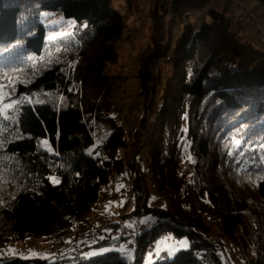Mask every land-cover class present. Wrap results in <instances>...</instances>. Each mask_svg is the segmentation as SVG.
Returning <instances> with one entry per match:
<instances>
[{
    "label": "trees",
    "instance_id": "obj_1",
    "mask_svg": "<svg viewBox=\"0 0 264 264\" xmlns=\"http://www.w3.org/2000/svg\"><path fill=\"white\" fill-rule=\"evenodd\" d=\"M113 1L0 0V247L28 235L57 244L82 239L72 231L73 220L84 217L102 185L118 181L119 192L104 187L103 194L125 193L130 213L152 212L159 219L134 235L130 260L115 250L82 254L111 244L99 235L73 254L2 253L0 264H227L223 252L230 264H264V42L257 46L240 33L257 29L236 25L214 7L199 26L192 17L187 25L180 22L183 31L163 62L169 67L162 95L154 100L152 69L166 48L162 13L185 19L206 1L159 4L151 12L157 25L152 43L132 74L141 85L135 95L141 115L126 134L111 112L126 80L112 68L127 40ZM125 1L129 8L138 5ZM45 11L76 24L47 40ZM44 139L51 152L43 149ZM141 153L148 161L142 167ZM166 233L187 235V245L145 261L150 245Z\"/></svg>",
    "mask_w": 264,
    "mask_h": 264
},
{
    "label": "rangeland",
    "instance_id": "obj_2",
    "mask_svg": "<svg viewBox=\"0 0 264 264\" xmlns=\"http://www.w3.org/2000/svg\"><path fill=\"white\" fill-rule=\"evenodd\" d=\"M241 1L243 4H245V6H247L249 10L255 13L254 10L252 9V6L250 5V2L253 0H241ZM139 2L144 3L142 6H140V11H138L137 5H135L136 7L129 8L125 0L113 1L114 8L117 11H119L120 14L123 15L128 9L126 16L127 17L135 16L137 19L136 22L137 26L135 25L128 26L129 25L128 23L125 24L124 33H126L127 30V34H126L127 40L122 42L121 50H120V58L118 62L115 64V67L113 66L114 69L112 68L113 71L117 70L119 72H123V74H125L126 77L125 84L123 85V88L120 90L124 93L125 97H123L122 99L120 98L118 101L122 102L127 117L131 122V125L129 123V128L132 130L135 129V127L137 126V123L141 115L140 109H131L130 103L132 101V98L138 93L139 89L141 88L139 79L137 77H134L132 74L136 69L137 64L140 63L139 54L144 50L146 45L152 43L151 34L157 30V25L155 23V20L151 18V12H153V10L156 9L158 5H155V8H151L152 5L150 0H138V3ZM159 2L161 3V1ZM257 2H259L260 8L264 9L260 1L257 0ZM219 3H220L219 0H207L205 7L203 9L199 8L203 13V17L200 20H192V22L196 26H199L202 22L207 21L208 20V16L206 14L207 9L210 7L220 9ZM162 5L164 4L162 3ZM161 16L163 17V29L161 31L163 33L162 34L164 40L163 42L166 43V48H165L164 56L162 58L160 57V59L155 64L158 70L154 68L152 69L154 80H157L156 83L161 82V79L164 81V78L167 76L169 64L165 65L163 62L169 60V56L167 53L168 51H170L172 55L174 51L175 41L180 36L181 31H183V25H180L179 23L185 21L182 19V17H177L174 20L171 19L169 20L170 16L166 15L164 18V13H162ZM41 20L44 23L45 28L47 30V34H46L47 40L55 39L57 37L70 33L76 24V22L73 19L65 18L60 13L47 12V11L42 12ZM133 21L134 19L130 20V23H132ZM260 24L264 31V17L260 19ZM131 29H135L136 32L135 33L131 32ZM242 34L248 37L253 44L257 46L261 45L260 38L257 37L258 33L253 36L251 35V31L248 30L247 32L243 31ZM157 77H159V79ZM2 95H3V90H0V96ZM161 95H162V89H158L157 91L154 92L155 97L153 99L155 100L156 98L158 100L161 98ZM4 110H5V106L3 105L1 107L2 113L4 112ZM98 142L99 140L96 139V141L92 142V144H90L85 148V151L87 153H91L92 150L98 144ZM41 144L43 149L49 152L52 151V148L49 146L47 140L45 139L42 140ZM145 150L146 147L144 145L143 151ZM127 156L128 159H131L130 155H125V157ZM145 158L146 157L143 153H141L140 156H137V162L140 167L147 165L148 161ZM111 177H113V180L114 178H116L113 175ZM127 180L130 181L131 179L128 178L124 180L123 181L124 185L127 183ZM109 182H111V179L109 180ZM120 183L121 182L118 181L114 185H112L111 183H109L110 185L105 184L106 186L102 185L100 187L98 199L96 200V202H94V204H92V206L90 207L88 212L84 215V217H82L81 219L73 220L72 231L83 233L82 238H88L85 235H88L91 232L97 234H101L102 232H110L109 234L112 237H118L121 231H124L125 228H129V225L133 227L135 221L136 222L138 221V223H142L141 221H143V223L145 222L148 225H151L152 223L156 222L159 219V216L152 212H142L135 214L130 213L133 207L131 203L132 199H130V197L127 198L125 193H121V195L118 194L112 195V194H108L109 191L107 190V193L105 195L103 194V192L105 191L104 187L119 192L121 190ZM149 189L153 191L151 182H149ZM234 189H238L237 186H234ZM151 196L152 195L148 194V201L150 200ZM127 201L128 204L125 205V202ZM121 214H125V215L122 216ZM114 223H118L119 225L118 230L116 229L113 230V228H115ZM71 239L74 240L75 237ZM130 239L131 237L129 236H125L121 238L119 246L115 244H107V243L100 245H93L83 249L82 254H98L107 250H115L119 252V258L130 260L133 258L134 252L131 250L129 251L123 250L124 248L127 247V246L124 247L123 245H125V243L127 242H130ZM187 243H188L187 235L174 237L170 233H166V235L156 239L153 253H147L145 256V261L148 262L152 261L157 255L160 254L161 251H165V253L168 256H170L177 249L185 247ZM221 243L226 250L229 249V244L227 240L223 239V241L221 240ZM56 246H57V241L45 240L41 237L28 235L21 239L9 241L8 243L5 244V246L0 247V255L2 253H5L6 255L15 256V257L44 258V257H49L52 254V252H54ZM118 249H120V251ZM248 253H249V249H248Z\"/></svg>",
    "mask_w": 264,
    "mask_h": 264
},
{
    "label": "built area",
    "instance_id": "obj_3",
    "mask_svg": "<svg viewBox=\"0 0 264 264\" xmlns=\"http://www.w3.org/2000/svg\"><path fill=\"white\" fill-rule=\"evenodd\" d=\"M159 1H161V3ZM159 1L158 0H150L151 5H152L151 8H155V5H159L162 3L165 4L166 8H168L169 5L174 0H159ZM205 1L207 2V0H205ZM219 2H220L219 3V5H220L219 10L223 11L227 17L231 18L236 25H248V26H251V27H254L255 29H257V33H258V37L260 38V41L264 42V34L262 33L263 31L259 27V24L257 21L258 16L255 13H253V11L249 10L247 8V6H245V4L242 3L241 0H219ZM191 17L193 19H201L203 17V13L201 12V10L199 8H196L194 10H189L188 12L185 13V16H184L185 19H183L185 21L183 22V24L187 25L189 23ZM131 32L135 33L136 31H135V29H131ZM167 53H168V56L171 54L170 51H168ZM154 69H157L156 65H155ZM123 97H124V93L122 91H120V98L122 99ZM113 107H114L113 110H114V113H115L117 120L120 122L121 127L127 132L126 114L123 110L122 102L121 101L115 102ZM126 179H128V178H126ZM113 181H114L113 177H111V182H113ZM130 184H131L130 181L127 180L126 185L129 186ZM127 193L131 194V188L130 187H128ZM208 221H210V219H208ZM146 228L147 227L145 226V224H138V222L135 221L133 227L125 228L124 231L120 232V235L118 237L110 238L107 235V233H105V232H102L101 234L91 232L87 236L88 238H83V239L77 240V241L67 240V241H63L62 243H58L54 249V252L55 253H61L63 251H70L72 254L76 253L77 251H79L82 247L86 246L87 244L92 243V242H97L99 235L102 238H105L108 243L117 244L118 246L120 245V241L118 239L123 235H127V236L131 237V239H130V242H127V243H125V245H123L124 247L127 246L123 250H131L134 247V242H135L134 235H136L138 232H140ZM216 240L220 242V237H217ZM153 249H154V245H151L148 250H149V252H152ZM235 262H236V264H239L236 260H235Z\"/></svg>",
    "mask_w": 264,
    "mask_h": 264
},
{
    "label": "bare ground",
    "instance_id": "obj_4",
    "mask_svg": "<svg viewBox=\"0 0 264 264\" xmlns=\"http://www.w3.org/2000/svg\"><path fill=\"white\" fill-rule=\"evenodd\" d=\"M260 16L258 17V24H259V27L260 28H262V26H261V24H260ZM262 31H263V29H262ZM263 34H264V31L262 32ZM172 55L170 54L169 55V58L171 57ZM163 66H165V65H163ZM163 72H164V70H163ZM162 75V74H161ZM163 76V75H162ZM160 77V76H159ZM159 77H157L158 79H159ZM164 80H165V78H164ZM156 86H157V89H162V86H163V80L161 79V82H159V83H157L156 84ZM131 109H139V101L137 100V98L134 96L133 98H132V101H131ZM123 106V105H122ZM123 110H124V108H123ZM114 115H115V113H114V111H111ZM124 112H125V110H124ZM125 114H126V112H125ZM152 119V118H151ZM118 123H119V127H120V129H122L126 134H128L129 132H130V128H129V123H130V125H131V122L129 121V119H128V117H127V114H126V127H127V132L121 127V124H120V122L118 121ZM138 124V123H137ZM142 224H145V226L146 227H149L150 225H148L147 223H142ZM115 228H113V229H116V230H118L119 229V225H118V223H117V225H115L114 226ZM105 233H109V232H105ZM65 241V240H64ZM134 245H135V242H134ZM154 245V244H153ZM151 246V245H150ZM221 246L222 245H219V248H221ZM120 250V249H119Z\"/></svg>",
    "mask_w": 264,
    "mask_h": 264
},
{
    "label": "crops",
    "instance_id": "obj_5",
    "mask_svg": "<svg viewBox=\"0 0 264 264\" xmlns=\"http://www.w3.org/2000/svg\"><path fill=\"white\" fill-rule=\"evenodd\" d=\"M144 3L143 2H139L138 3V5H137V9H138V11H140V6H142ZM250 5L252 6V9L254 10V12L258 15V16H260V18H262V17H264V9H261L260 8V4H259V2H257V0H253V1H251L250 2ZM139 7V8H138ZM127 12H128V9L126 10V12L122 15V17L123 16H125V17H123V20H124V22H125V24H129L128 26H133V25H135V26H137L136 25V22H137V19H136V17L135 16H131V17H127L126 15H127ZM132 19H134V21L132 22V23H130V20H132ZM244 29V27L243 28H241V30H240V33H242V30ZM250 31H251V35H256V32H255V30L254 29H250ZM126 34H127V30H126Z\"/></svg>",
    "mask_w": 264,
    "mask_h": 264
},
{
    "label": "water",
    "instance_id": "obj_6",
    "mask_svg": "<svg viewBox=\"0 0 264 264\" xmlns=\"http://www.w3.org/2000/svg\"><path fill=\"white\" fill-rule=\"evenodd\" d=\"M259 1L262 4V6L264 7V0H259ZM225 261H226L227 264H230V261H229V259L226 256H225Z\"/></svg>",
    "mask_w": 264,
    "mask_h": 264
},
{
    "label": "snow or ice",
    "instance_id": "obj_7",
    "mask_svg": "<svg viewBox=\"0 0 264 264\" xmlns=\"http://www.w3.org/2000/svg\"><path fill=\"white\" fill-rule=\"evenodd\" d=\"M0 87H3V86H0ZM49 179H52L51 177H49ZM143 223V221H141ZM129 227H131V225H129Z\"/></svg>",
    "mask_w": 264,
    "mask_h": 264
}]
</instances>
